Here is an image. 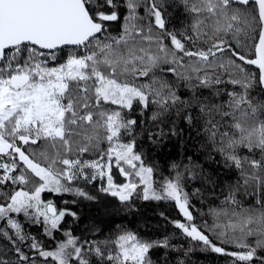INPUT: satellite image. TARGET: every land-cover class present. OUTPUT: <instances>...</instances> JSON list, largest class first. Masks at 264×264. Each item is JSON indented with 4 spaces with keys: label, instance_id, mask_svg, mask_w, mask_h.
<instances>
[{
    "label": "snow or ice",
    "instance_id": "6c2138e0",
    "mask_svg": "<svg viewBox=\"0 0 264 264\" xmlns=\"http://www.w3.org/2000/svg\"><path fill=\"white\" fill-rule=\"evenodd\" d=\"M97 183L127 209L173 203L226 264H264V0H0V264H185L173 235L64 228L77 214L44 195Z\"/></svg>",
    "mask_w": 264,
    "mask_h": 264
},
{
    "label": "trees",
    "instance_id": "16d2710c",
    "mask_svg": "<svg viewBox=\"0 0 264 264\" xmlns=\"http://www.w3.org/2000/svg\"><path fill=\"white\" fill-rule=\"evenodd\" d=\"M177 19L173 23L179 24V13L176 14ZM197 142L195 139L189 140L187 143L188 154L196 152ZM147 147V145L145 146ZM185 150V146L179 144L175 138L166 142V147L160 150H153L152 157L161 166H165L170 160ZM93 196L95 200H87L81 197H75L71 194L55 195L46 193L45 199H52L58 207H67L77 214V217L66 216L63 227L74 230L76 235L86 236L89 234L97 235L99 238L110 235L115 228L120 225H127L129 219H133L138 231L153 239L162 238L165 235H173V243L182 245L185 250H192L187 256H184L185 264H226L227 257L220 254L207 252L197 247L194 242H190L183 237L179 230L175 229L171 223L174 219H182L178 210L171 202L142 201L136 199L134 207L127 209L120 202L110 195L98 191V183L95 185H82ZM64 201H69L67 205ZM75 201V203H71ZM163 213V215H161ZM95 229L93 232L92 230ZM31 231L41 236L38 227H33ZM42 238V237H41ZM46 243H48L46 241ZM54 247V245H52ZM164 250H156L153 258H160ZM176 253L168 257L172 260Z\"/></svg>",
    "mask_w": 264,
    "mask_h": 264
},
{
    "label": "rangeland",
    "instance_id": "374dc122",
    "mask_svg": "<svg viewBox=\"0 0 264 264\" xmlns=\"http://www.w3.org/2000/svg\"><path fill=\"white\" fill-rule=\"evenodd\" d=\"M116 179L119 181V180L122 179V177H119V176L117 175V176H116ZM98 185H99V183H98ZM120 228H127V229H129V230H133V231L139 232L138 229H137V226H136V224H135V222H134V220H133V219H129L127 225H120V226H117V227L115 228L114 232L111 233L110 235H114V234H115ZM139 233H140V232H139ZM140 235H141V236H144V237H146V238L153 239V238H151V237H148V236L145 235V234H141V233H140Z\"/></svg>",
    "mask_w": 264,
    "mask_h": 264
}]
</instances>
